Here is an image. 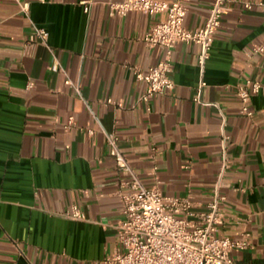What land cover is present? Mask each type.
<instances>
[{
  "label": "crops",
  "instance_id": "1",
  "mask_svg": "<svg viewBox=\"0 0 264 264\" xmlns=\"http://www.w3.org/2000/svg\"><path fill=\"white\" fill-rule=\"evenodd\" d=\"M28 1L26 15L0 0V264H110L120 247L117 191L130 174L115 167L105 133L145 187L187 199L194 212L213 197L227 134L216 235L246 232L250 247L233 250V264H264V52H252L264 41L260 0H225L202 68L198 44L176 43L174 88L147 102L131 67L145 72L163 57L143 37L164 13L111 16L109 4L123 0ZM212 2L185 0L183 25L202 27ZM32 25L48 31L51 51L27 43ZM55 59L64 72L49 69ZM246 78L261 84L251 116L235 93ZM72 206L81 219L66 215Z\"/></svg>",
  "mask_w": 264,
  "mask_h": 264
},
{
  "label": "built area",
  "instance_id": "2",
  "mask_svg": "<svg viewBox=\"0 0 264 264\" xmlns=\"http://www.w3.org/2000/svg\"><path fill=\"white\" fill-rule=\"evenodd\" d=\"M20 10L27 15L28 0H16ZM185 0H123L109 4L111 16H125L130 12L144 14L164 13V18L157 21L144 35V44L148 47L158 46L163 50V57L157 64L142 72L137 66L131 67L135 78L146 83L140 100L147 102L155 95L169 94L174 83L170 76L172 49L178 42L196 43L199 45L197 64L202 68L209 58L210 48L222 16L229 10L225 0H213L204 25L189 29L183 25L186 6ZM258 5L264 11V0ZM251 8L250 3L244 4ZM84 10L87 12L88 7ZM48 31L36 25L27 36V43H40L48 47ZM252 52L263 53L264 41L253 47ZM53 72H64L55 59L49 66ZM65 83L71 85L79 94V86L66 78ZM205 83L200 82V86ZM261 84L256 80L244 79L235 85V93L240 98L241 112L251 116L247 103L258 93ZM110 102V100H107ZM72 125V120L66 128ZM92 134L91 129H87ZM108 152L115 167L130 174V179L120 183L117 191L121 202L122 220L119 222L117 237L119 249L107 260L110 264H233L230 253L247 250L250 247L248 234L243 232L239 238L216 235L222 222L223 214L220 203L225 200L219 192L221 178L230 166L227 150L229 136L222 133L220 137V168L214 185V194L207 209L194 212L187 199L164 196L157 185L145 187L130 167L118 145V137L114 133H105ZM66 215L73 219H81L82 212L72 206Z\"/></svg>",
  "mask_w": 264,
  "mask_h": 264
}]
</instances>
